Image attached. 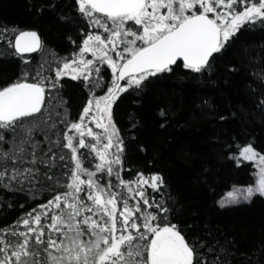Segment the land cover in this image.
<instances>
[{
    "label": "snow or ice",
    "instance_id": "obj_1",
    "mask_svg": "<svg viewBox=\"0 0 264 264\" xmlns=\"http://www.w3.org/2000/svg\"><path fill=\"white\" fill-rule=\"evenodd\" d=\"M34 9L39 16L58 4L40 0ZM71 12L58 11L72 25L65 55L37 30L0 24V35L13 37L0 59L20 65L0 82V210L34 204L0 225V264H264V243L239 252L207 224L193 233L161 173L126 169L114 118L125 94L139 97L168 74L179 82L211 75L243 29L264 28V0H72ZM253 76L249 89L264 110V68ZM69 80L86 90L75 117ZM230 157L255 161L259 179L234 185L219 206L264 198V154L248 143Z\"/></svg>",
    "mask_w": 264,
    "mask_h": 264
},
{
    "label": "trees",
    "instance_id": "obj_2",
    "mask_svg": "<svg viewBox=\"0 0 264 264\" xmlns=\"http://www.w3.org/2000/svg\"><path fill=\"white\" fill-rule=\"evenodd\" d=\"M39 2L0 0V24L37 30L48 49L67 54L71 46L66 37L72 25L59 19L58 11L71 15L72 0H56V11L45 10L38 16L34 5ZM12 38L11 33L0 35V47ZM27 57L35 58L30 63L36 64L40 53ZM230 65L236 70L229 71ZM258 67L264 68V28L259 26L238 34L217 56L211 75L179 82L177 76L168 74L139 97L125 94L114 116L127 145L125 168L161 173L179 202L182 220L193 225V233L208 231L207 224L213 237H233L238 251L248 253L264 243V198L223 208L218 202L234 185H250L254 174L250 161L237 165L230 154L238 156L239 148L248 143L264 154V110L256 108L260 93L249 89V83L257 84L253 72ZM19 68L15 61L0 59V82L14 79ZM76 83L69 80L64 89L73 117L86 96V90L73 86ZM161 108L164 117L159 114ZM133 115L136 128L131 127ZM123 175L127 178V171ZM30 206L34 204L0 210V225Z\"/></svg>",
    "mask_w": 264,
    "mask_h": 264
},
{
    "label": "rangeland",
    "instance_id": "obj_3",
    "mask_svg": "<svg viewBox=\"0 0 264 264\" xmlns=\"http://www.w3.org/2000/svg\"><path fill=\"white\" fill-rule=\"evenodd\" d=\"M253 165V168H254V174H253V177H252V180H251V184H255L256 181L259 179V176H258V173H259V168L256 166V162L255 161H250ZM233 189H231L230 191H232ZM227 198V194L222 198V199H226ZM221 199V200H222ZM219 205V203H218Z\"/></svg>",
    "mask_w": 264,
    "mask_h": 264
},
{
    "label": "water",
    "instance_id": "obj_4",
    "mask_svg": "<svg viewBox=\"0 0 264 264\" xmlns=\"http://www.w3.org/2000/svg\"><path fill=\"white\" fill-rule=\"evenodd\" d=\"M34 54H36V53H30V54H25L26 56H32V55H34Z\"/></svg>",
    "mask_w": 264,
    "mask_h": 264
}]
</instances>
